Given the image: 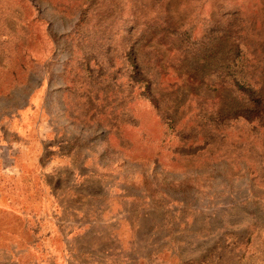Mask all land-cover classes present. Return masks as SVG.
Segmentation results:
<instances>
[{
	"label": "rangeland",
	"instance_id": "obj_1",
	"mask_svg": "<svg viewBox=\"0 0 264 264\" xmlns=\"http://www.w3.org/2000/svg\"><path fill=\"white\" fill-rule=\"evenodd\" d=\"M0 264H264V0H0Z\"/></svg>",
	"mask_w": 264,
	"mask_h": 264
},
{
	"label": "trees",
	"instance_id": "obj_2",
	"mask_svg": "<svg viewBox=\"0 0 264 264\" xmlns=\"http://www.w3.org/2000/svg\"><path fill=\"white\" fill-rule=\"evenodd\" d=\"M149 85H151V82L149 81ZM255 104H256V102H258L257 100H254L253 101ZM247 117H249V116H247Z\"/></svg>",
	"mask_w": 264,
	"mask_h": 264
}]
</instances>
